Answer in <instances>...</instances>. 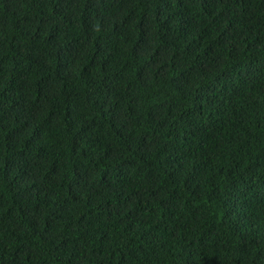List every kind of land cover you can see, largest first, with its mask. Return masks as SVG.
Instances as JSON below:
<instances>
[{"label": "trees", "instance_id": "16d2710c", "mask_svg": "<svg viewBox=\"0 0 264 264\" xmlns=\"http://www.w3.org/2000/svg\"><path fill=\"white\" fill-rule=\"evenodd\" d=\"M0 264H264V0H0Z\"/></svg>", "mask_w": 264, "mask_h": 264}]
</instances>
